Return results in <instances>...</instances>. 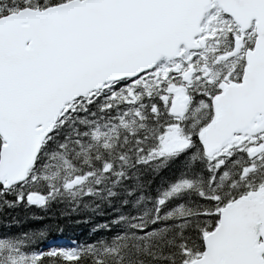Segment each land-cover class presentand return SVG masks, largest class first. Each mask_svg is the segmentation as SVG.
<instances>
[{"label": "snow or ice", "instance_id": "snow-or-ice-1", "mask_svg": "<svg viewBox=\"0 0 264 264\" xmlns=\"http://www.w3.org/2000/svg\"><path fill=\"white\" fill-rule=\"evenodd\" d=\"M0 264H264V0H0Z\"/></svg>", "mask_w": 264, "mask_h": 264}, {"label": "trees", "instance_id": "trees-1", "mask_svg": "<svg viewBox=\"0 0 264 264\" xmlns=\"http://www.w3.org/2000/svg\"><path fill=\"white\" fill-rule=\"evenodd\" d=\"M79 232V229H76L73 234H77Z\"/></svg>", "mask_w": 264, "mask_h": 264}]
</instances>
